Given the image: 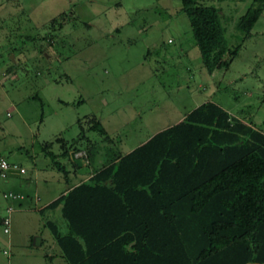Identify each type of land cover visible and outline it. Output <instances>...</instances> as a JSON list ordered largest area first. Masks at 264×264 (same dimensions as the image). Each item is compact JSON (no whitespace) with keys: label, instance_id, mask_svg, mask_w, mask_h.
Wrapping results in <instances>:
<instances>
[{"label":"rangeland","instance_id":"374dc122","mask_svg":"<svg viewBox=\"0 0 264 264\" xmlns=\"http://www.w3.org/2000/svg\"><path fill=\"white\" fill-rule=\"evenodd\" d=\"M204 1L220 9L225 44H239L210 72L179 0H0V157L28 174L80 131L107 157L207 100L264 131V5L244 37L235 22L250 0ZM91 116L104 132L89 128ZM6 177L0 218L20 200L2 197L20 191ZM11 230L20 233L18 220ZM6 234L0 223V264L24 260Z\"/></svg>","mask_w":264,"mask_h":264},{"label":"trees","instance_id":"16d2710c","mask_svg":"<svg viewBox=\"0 0 264 264\" xmlns=\"http://www.w3.org/2000/svg\"><path fill=\"white\" fill-rule=\"evenodd\" d=\"M179 3L205 69L227 66L239 44H225L220 9ZM263 5L250 0L237 17L244 37ZM57 204L64 231L44 223L68 264H264V131L203 101L46 207Z\"/></svg>","mask_w":264,"mask_h":264},{"label":"crops","instance_id":"0c3cea01","mask_svg":"<svg viewBox=\"0 0 264 264\" xmlns=\"http://www.w3.org/2000/svg\"><path fill=\"white\" fill-rule=\"evenodd\" d=\"M82 142L83 139L74 143V146L79 148L77 150H73V146H69L65 154L61 153V148L52 152L53 160H56L62 169L57 168L51 159L50 162L43 163L42 167H37L32 160L33 166L29 168L28 174H25L26 168L21 165L18 167H22L23 171L19 172L17 167L6 171L4 177L7 176V173L11 179L15 176L18 177V187L20 188V191L16 193L20 194V197H16L20 200L15 202L16 206L14 204L9 212L11 227L18 220L20 233H14L12 230L5 232L7 233L5 242L14 248L15 252H21L24 256V260H16L15 264H68L63 259L49 227L44 223L45 220H51L61 232L64 231V222H62V227L57 224L58 216H60L59 204L54 207H46V204L71 186L86 180L115 156L124 154L133 148L128 146L125 151H118L106 157L104 151L99 150V144L94 145L96 149H90V147H85ZM141 142L143 141L138 144ZM74 158L78 159L79 163L75 162ZM82 167H87V170L80 172L78 168ZM3 181L6 183L8 177ZM61 182H64V185H61ZM8 205L10 206L8 203L5 204V207ZM15 245L18 248L14 247Z\"/></svg>","mask_w":264,"mask_h":264},{"label":"built area","instance_id":"2783aa9c","mask_svg":"<svg viewBox=\"0 0 264 264\" xmlns=\"http://www.w3.org/2000/svg\"><path fill=\"white\" fill-rule=\"evenodd\" d=\"M16 168L17 166L15 164H8L6 160L2 157H0V177H4L6 175V171L9 168ZM18 171H23L22 167H17ZM2 197H10V198H16L20 197V194L12 193L10 191L2 193ZM11 210V206H6L5 207V215L1 216L0 218V223L2 225V231L7 232L8 231V226H9V212Z\"/></svg>","mask_w":264,"mask_h":264},{"label":"water","instance_id":"95a60500","mask_svg":"<svg viewBox=\"0 0 264 264\" xmlns=\"http://www.w3.org/2000/svg\"><path fill=\"white\" fill-rule=\"evenodd\" d=\"M73 160H74L75 162L79 163L78 159L74 158Z\"/></svg>","mask_w":264,"mask_h":264}]
</instances>
